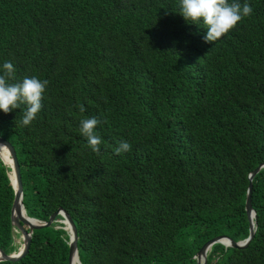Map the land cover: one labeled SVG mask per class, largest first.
I'll return each instance as SVG.
<instances>
[{"label": "trees", "instance_id": "1", "mask_svg": "<svg viewBox=\"0 0 264 264\" xmlns=\"http://www.w3.org/2000/svg\"><path fill=\"white\" fill-rule=\"evenodd\" d=\"M239 3L251 15L206 43L178 0H0V66L12 62L16 81H49L29 125L23 105L0 112V136L15 148L27 215L64 209L81 264H196L209 239L248 236V175L264 162V0ZM91 117L99 153L79 131ZM121 141L131 150L117 155ZM8 170L0 158L7 254L17 251ZM252 207L248 246L215 243L207 264H264V167ZM57 225L0 264H69Z\"/></svg>", "mask_w": 264, "mask_h": 264}, {"label": "clouds", "instance_id": "2", "mask_svg": "<svg viewBox=\"0 0 264 264\" xmlns=\"http://www.w3.org/2000/svg\"><path fill=\"white\" fill-rule=\"evenodd\" d=\"M178 5L179 14L185 21L190 20L197 25L202 23L203 28L207 30L203 37L206 43L219 40L252 13L251 6L248 3L241 5L239 0H178ZM15 73L16 69L10 61H5L0 66V112L7 114L12 110L21 109L23 105L20 123L27 126L42 108L41 102L49 81L35 76L16 81ZM79 111H85L82 105L79 106ZM99 123L95 117L83 118L79 122V131L94 153H99L102 143L95 130ZM130 150L131 145L121 141L114 152L119 155Z\"/></svg>", "mask_w": 264, "mask_h": 264}, {"label": "water", "instance_id": "3", "mask_svg": "<svg viewBox=\"0 0 264 264\" xmlns=\"http://www.w3.org/2000/svg\"><path fill=\"white\" fill-rule=\"evenodd\" d=\"M0 145L4 146L7 150L8 156L11 159V169L8 170V177L12 188L14 190V200L11 207V223L14 227V230L19 232L23 243L18 251L12 253H5L0 249V261L2 260H11L16 261L22 258L29 250L32 233L35 229L41 228L44 226H51L54 222L62 223L63 226L57 225L56 228H63L67 231L69 235V264H74L75 259H79L78 249H77V229L71 218V216L62 208L54 211L46 221L30 217L27 215L24 204H23V185L21 178L20 165L17 159L16 151L14 146L5 138L0 136ZM0 158L5 164L4 160ZM6 165V164H5ZM7 166V165H6ZM264 167V162L260 163L256 168H254L248 175L249 183L247 189V195L245 199V210L249 219V234L246 238L235 241L226 235L217 236L206 241L200 249L197 251V254L194 256L196 259V264H207V255L211 250V247L215 243H221L225 247L231 248H245L248 246L249 242L254 236L255 225H256V211L252 207V180L254 176ZM12 172V176L10 174ZM25 214V215H24ZM60 215L61 219H56V216Z\"/></svg>", "mask_w": 264, "mask_h": 264}, {"label": "bare ground", "instance_id": "4", "mask_svg": "<svg viewBox=\"0 0 264 264\" xmlns=\"http://www.w3.org/2000/svg\"><path fill=\"white\" fill-rule=\"evenodd\" d=\"M0 154H1V157L4 160L5 164L7 165V167L10 170L11 169V159L8 156L7 150L2 145H0ZM10 174H11V176L13 175L12 172H10ZM12 179H13V176H12ZM74 264H79V261H77V259H75Z\"/></svg>", "mask_w": 264, "mask_h": 264}, {"label": "rangeland", "instance_id": "5", "mask_svg": "<svg viewBox=\"0 0 264 264\" xmlns=\"http://www.w3.org/2000/svg\"><path fill=\"white\" fill-rule=\"evenodd\" d=\"M15 233H16V236H14V243L17 245V251H18L19 248L22 246L23 240L19 232L15 231Z\"/></svg>", "mask_w": 264, "mask_h": 264}]
</instances>
